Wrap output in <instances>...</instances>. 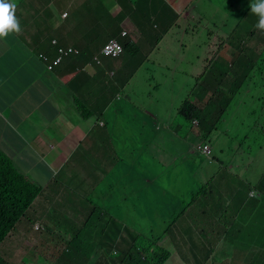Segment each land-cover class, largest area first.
I'll return each mask as SVG.
<instances>
[{"label": "crops", "instance_id": "0c3cea01", "mask_svg": "<svg viewBox=\"0 0 264 264\" xmlns=\"http://www.w3.org/2000/svg\"><path fill=\"white\" fill-rule=\"evenodd\" d=\"M165 1L187 15L195 10L190 6L191 1L196 0H78L73 4L75 13L48 5L47 0H15L16 17L22 30L0 38V156L28 181L29 188L41 191L33 204L37 211L87 212L85 217L89 224L91 209L102 206L106 195H115V202L121 206H131L130 198L140 194L139 189L145 187L142 182L149 181V200L145 203H149V210L159 211L162 207L172 210L174 200L185 202L184 206L193 205L200 214L191 222L201 238L206 236L214 241L219 237L220 232L210 228L215 221L227 227L237 218L242 226L250 228L246 215L251 217L256 204L250 203L248 198H262L264 191V187H257L264 177V112L254 104L245 107L235 121L241 128L228 122L225 113L221 114L222 122L210 116L213 119L204 120L202 133L196 131L198 123L193 125L179 115L170 118L186 100L202 101L203 79L217 83L213 69L232 72L230 52L234 49L230 45L210 46L215 56L207 61L208 70L203 77L196 72L194 62H189L191 68L186 69L184 62L179 61L181 55L178 59L157 56L162 36L156 40L151 21L154 13L162 14L160 9ZM65 14L67 18H63ZM159 18L160 15L157 20ZM142 24L147 31L139 29ZM105 33L107 40L103 39ZM114 39L120 43L133 41L139 49H149V59L134 60L132 69L136 71L132 73L127 70V64L119 63L120 58L110 60L100 56L105 44ZM56 40L60 47L73 49L78 55L66 58L50 72L39 55L45 53L54 60L57 54L53 42ZM250 46L255 52L264 50V46L254 45L244 50L251 52ZM173 50L178 56L177 48L169 45L171 57ZM241 60L243 78L249 56ZM140 67L143 76L139 75ZM148 90L149 98L144 100V105H138L133 98ZM77 96L85 110L74 107L79 101ZM56 97L63 98L64 105ZM49 99H53V105ZM208 99L209 95L204 98L205 102ZM61 108L70 123L60 130L65 125L57 121ZM139 111H149V130L138 134L125 122L117 123L122 131L117 129L114 120L118 116L123 121ZM208 116L206 111L204 117ZM105 120L113 142L123 143L126 148V140L130 138L125 157L113 148L104 158L97 157L98 145L105 141L110 143L105 139V126H101ZM227 123L232 137L223 129ZM249 125L248 133L234 138ZM206 131L211 134L203 137ZM170 138L176 140L178 151L171 147ZM203 139L212 143L221 155L216 153L214 165L194 152L191 141ZM250 139L256 142H244ZM226 146L235 147L237 154L225 155ZM254 146L259 148L256 154ZM158 157L164 158L165 163H157L155 158ZM178 160L181 164H175ZM252 165H255L254 171L250 169ZM228 175H238L240 180L230 184L225 180L223 184H229L230 188H223L216 182L217 178L226 179ZM251 191L253 196H250ZM52 196L58 201L54 206ZM60 197H70L69 203H61ZM86 204L90 206L88 209ZM230 204L237 212L234 217L226 214ZM193 212L189 208L181 222L191 219ZM52 220L58 222L56 216ZM118 241L109 243L112 249L104 252L103 264H119L113 256L114 250L119 252ZM91 257L96 264L99 256ZM241 264L252 263L243 259Z\"/></svg>", "mask_w": 264, "mask_h": 264}, {"label": "rangeland", "instance_id": "374dc122", "mask_svg": "<svg viewBox=\"0 0 264 264\" xmlns=\"http://www.w3.org/2000/svg\"><path fill=\"white\" fill-rule=\"evenodd\" d=\"M78 0H47L48 5L57 6L61 11L68 10L71 13H75V8H73V4ZM97 1V0H96ZM234 1L239 0H220L217 2L216 0H196L195 2L191 1V8H194L195 10H190L189 14L183 13V11L174 10L172 8L173 6L166 1V3L162 4L163 10V17L160 20H157V18L154 16V19L151 21L152 28L156 31V40L161 38L162 41L160 43L159 52H156V55L165 57V58H179V61L184 62V67L186 69H190L191 65L189 62H194L195 70L197 73H200L199 76L203 77L205 76L208 67H206L207 61L211 60L215 56V52L211 50V47H215V45L221 47L226 44L222 43L225 40V35H230L233 31L236 24H239V21L233 19L231 17V13L227 11L228 6L233 3ZM243 4H239L237 7H247L250 8V4L252 0H242ZM224 7L225 10H222L221 7ZM42 9H40L41 11ZM160 12H158L156 15H159ZM255 18L253 16H248L247 19H244V23L242 24L243 27L240 28V36L243 35L244 38H247V32L250 29L251 26L255 24ZM158 28V29H155ZM139 29L143 32L145 29V24H142V27ZM112 32H116L114 30H111ZM58 37V35H55ZM103 39L107 40V33L104 34ZM241 40V39H240ZM239 40V42H240ZM56 40V44L58 45L59 41ZM169 45L175 46L177 48L178 56L175 54V51H172V57L168 54L169 52ZM237 45L240 46H248V45H254V46H264V37L258 33L254 37H250L248 39H245L244 41L241 40L240 43ZM236 46L231 45L234 48H237ZM56 46V45H54ZM101 44L99 45V47ZM63 47V46H62ZM250 46L249 48H251ZM67 48V47H64ZM240 48V47H238ZM243 53H245L247 56H249V60H246V63L248 65L249 61H251L252 71L251 73L246 77L241 79H237L235 74L230 73L229 76L223 78V83L221 85H218L217 83H214L212 80H204L202 82L201 86V95L202 98H205L207 95H212L213 90H229L230 92L235 93L234 97L229 100L226 105V111L225 118L228 122L232 121L233 124L235 123L238 116L241 114L242 110L245 107H251L252 104H254V107L256 109H259L260 111L264 112V76L262 75L261 71V65L260 61L261 58L264 59V50H260L259 52H247L243 49ZM139 54L134 58L132 54L126 53L124 54L120 60L119 63H122L123 65L127 64V70H130L132 73L136 71V69H132V64L134 60H146L149 59V49L141 48L138 52ZM242 54V55H245ZM216 59V58H215ZM111 60V59H110ZM238 61L235 59L233 64L234 66H237ZM141 70V67L140 69ZM143 69L141 70V73L139 75L143 76ZM49 74V73H46ZM44 78H47L45 75ZM107 81V80H106ZM189 84V83H188ZM149 86V84H148ZM150 86L154 90L153 83H150ZM190 86V85H189ZM141 88H145L147 86H140ZM130 93V91H129ZM152 95L154 93L152 92ZM113 97H115V94L113 93ZM78 98V104L74 107L82 109V103L80 101L79 96ZM149 98V90L148 92H142L140 96H136L133 98V100L140 106L144 105L145 99ZM57 101L61 104L63 103V98L56 97ZM50 103L53 105V99H49ZM83 103H86V99H84ZM147 106L149 108V103H147ZM182 105H180L175 111L174 114L170 115V118H177V112L181 108ZM85 110V108H83ZM116 114L115 116H117ZM58 123L64 126L60 127L61 129H66L68 124L70 123V120L67 117H64L62 114V108L60 110L59 116H57ZM218 118H223V116H219ZM213 118H209V120H212ZM115 124L117 125V129L121 128L117 123H129L134 127L135 131L138 132V134L143 130H149V111H139L134 114V116H130L127 119H123L121 121V118L119 116L116 118V121L114 120ZM98 125L99 122H98ZM239 126L241 128L240 123H235V126ZM102 127L105 126L104 132H105V139L109 140L105 141V143H100L98 146L100 148H96L97 150V157L98 158H104L106 154L113 148L114 150H118L121 155L125 157V155H128V149H129V142L130 138L126 140V148L123 143L120 142H113V137L111 134L110 126L107 123V120L103 122ZM228 123L223 127L225 128V132L232 137V133L229 132ZM101 127V128H102ZM55 128V126H54ZM55 130H58L55 128ZM122 131V130H121ZM250 131V125L246 130L240 131L236 137H242L244 134L248 133ZM60 133L63 135V132L60 131ZM66 134V133H65ZM91 138V135H90ZM159 139V137H158ZM212 139V138H211ZM199 140H193L191 143L195 145ZM169 142L171 144V147L178 151L179 147L176 144V140L174 138H170ZM243 142V141H241ZM246 143H252L256 142V140H246L244 141ZM260 142V141H257ZM89 144L92 143V140L90 139ZM87 143V144H88ZM92 146V145H91ZM87 146V147H91ZM245 150L247 147H243ZM126 149V151H125ZM254 153L256 154L259 150L258 147L254 146L252 147ZM183 152L179 154L178 157L182 155ZM234 154H237V150H235V147L233 146H226L225 147V155L232 156ZM218 156L221 157L220 153H218ZM149 158V153H148ZM155 161L157 163H165L164 158H155ZM245 161V160H244ZM175 164H181V161H175ZM255 165L251 166V171H254ZM228 181L229 184L231 182H235L240 180V176L238 175H228L226 176V179H222L221 177L217 178V183L220 184L223 188H230L229 184H223V182ZM264 183V177L261 180ZM145 187L139 189L140 194L136 197L130 198L131 200V206L129 209V212L122 211V213H119L120 209H125V206H121L117 200V197L115 195L110 196L105 201H103L102 206L98 209L99 211L96 213H93V217H99L100 212H104L107 216L105 219L103 217H99L98 220H109L111 217H116L118 214L121 215L122 221L124 224H131V226H134V228H131L130 230L120 229L117 230V227L113 229V231L110 233L112 234L114 231L116 232V237L119 239L118 244L116 247L119 250H127L128 244L136 243L138 240L141 243V246L144 242H146L149 237L154 242L155 247L158 243H161L164 249L168 248L167 240L169 236L172 234L174 229L178 230V235H182V230L180 227L182 226L181 222V216L184 213V210L186 207H184L185 202L174 200L172 202V210H166L165 207H162L159 211H150L149 210V203L145 204L149 200V181L142 182ZM178 192L177 191V195ZM264 194V192H263ZM54 201V196L51 197ZM61 198V197H60ZM70 197H62L59 199V201L63 204H68ZM178 198V196H177ZM140 200L143 201L142 204H140ZM250 203L256 204V208L253 213H251V217H248L246 215V221L249 223L250 229H252V232H247L242 237L241 245L236 249V255L235 258H242V259H248L252 264H264V195L262 198L255 197H249L248 198ZM58 201L52 202V206H54ZM91 202V200H90ZM88 209L90 206L89 204L85 205ZM187 207L190 208L191 211L197 212L198 210L193 206L188 204ZM80 209V208H79ZM30 217L32 219H35L36 223L34 224V229L30 233H27V228L23 225L20 227V233L18 234V240L16 242V248H15V254L13 248H8L7 251L5 248H2L0 250V255L6 259L11 264L15 263V261L19 258V260L23 261L25 258L28 260L30 259V255H26V252L29 248V243L32 240H35L39 235V228L41 226H46L47 224L56 225V222L52 220L53 217L58 218V223L63 228L60 230L63 233L67 234L66 240L68 241H75L78 238L81 237L80 240H92L95 237H101V233L99 231H96V234L93 235L92 233H86V231L91 230L89 225L87 224V220L85 215H87V212H78V211H51L49 210L46 213H41L35 209V207L30 208ZM134 210V215H132L130 212ZM57 212V213H56ZM56 213V214H55ZM132 216H134L132 218ZM74 218L75 220H72ZM42 219H45L43 221ZM48 221V222H46ZM175 221H179L178 223L174 224ZM39 223V224H38ZM174 224V225H173ZM240 225H238L237 228H239ZM112 226H109L108 229H111ZM137 239V241H134V239ZM79 240V241H80ZM196 242L199 244V242L196 240ZM204 242V241H203ZM217 241H214L212 243H216ZM205 243V242H204ZM183 256L186 261H193L195 259V253L192 251V245L188 241L187 238L183 239ZM116 248V249H117ZM37 246L34 247V252L36 251ZM144 249L142 248V252ZM32 252V253H34ZM251 252V256H248V253ZM152 253V252H151ZM182 254V253H181ZM199 259L196 264H202L205 263L209 258L211 257L210 249L208 246H202L200 251L198 249ZM128 258L130 259L129 264H139L136 260V258L130 253ZM216 258V257H215ZM31 259H33L31 257ZM44 260L47 262V256L44 257ZM44 261H42L40 264H42ZM155 262H157V259H155ZM83 263V261H79L78 264ZM95 260L94 257H91L89 259V264H94ZM171 264H179V262H176V260H173Z\"/></svg>", "mask_w": 264, "mask_h": 264}, {"label": "trees", "instance_id": "16d2710c", "mask_svg": "<svg viewBox=\"0 0 264 264\" xmlns=\"http://www.w3.org/2000/svg\"><path fill=\"white\" fill-rule=\"evenodd\" d=\"M241 3L243 4L242 0L234 1L229 5V8L231 10H234L232 8H235ZM250 12L251 9H249L248 13ZM154 14L157 18V13ZM159 15L160 18L158 20H160L164 16L163 13H160ZM233 17L236 18L237 21H239V24H236L230 35H225V40L223 42L224 44L236 46L241 42V40L244 41L245 39L254 37L258 33L262 32V30L256 28L258 18L254 17L256 21L255 24L248 30L247 38H244L243 35L240 36L241 30L239 29L243 27V21L244 19L248 18V14L246 11L237 12L233 14ZM122 45L126 53H130L133 56H135L139 51L137 45L132 41H130V43L122 42ZM242 47L243 49L246 48V46L237 45V48L233 47L234 50L230 52L232 56L231 62L233 63L235 59L238 61L237 67H233L232 64L231 68L237 79H241L242 77L241 69L243 67V61L241 59L242 57L247 56L245 53H243ZM44 56L46 57L45 53ZM260 65L262 75L264 76V59L262 58L260 61ZM252 68L253 67L251 66V62H249L248 66L244 67L243 80L251 73ZM229 70L221 71L219 69H213V73L218 85H221L223 83V78L230 75ZM234 95L235 93L230 92L229 90H213V97L208 102L210 107L214 106L215 108L211 116H215L217 119L221 114H223V112L226 111V105L228 101H231ZM204 113L205 105L202 101L197 103L185 101L178 111V114L185 118H188L190 120L198 118L203 122L204 120L210 118L209 116L207 119H204ZM219 120H221V118H219ZM203 122L201 123V127H199V131L201 133L203 131L202 129L204 128ZM203 137H206V135L203 134ZM29 186L30 185L28 181L14 170L11 163L7 159L0 156V244L6 239L8 234L15 228V226L16 228H19V226L24 222H27L29 224V209L31 208L33 202L37 198V194L39 193V190L29 188ZM122 206H125V209H120L119 213H122V211L129 212L130 205ZM134 212L135 211L132 210L130 213L134 215ZM226 212V214L230 217H234L237 213L232 204H230L226 208ZM106 216L107 215L104 212H101L99 217H103V219H105ZM133 217L134 216H132V218ZM98 219L93 217L89 219L88 225L91 230L86 231V233H92L93 235H95L96 231H99L102 235L101 237H95L92 240H80V237L72 242L66 240L65 236L59 234L55 235L53 238H50L54 263L49 262V264H78L79 261H83V263L80 264H89L87 260L90 259V257L93 255L99 256V260L98 262H96V264H103L104 259L102 258L106 257L104 252H109L112 249V246L109 243L115 244V242L117 241L116 232L114 231L112 234H110L113 229L117 226H119L117 230H130L131 228H134V226H131V224L125 225L120 214H118L116 217H111L109 220H103L101 222ZM239 225L240 227L238 228V234L239 237L242 238L245 235L247 228L242 226L241 224ZM109 226H112V228L108 229ZM49 232L54 234L56 233V229L49 228ZM134 241H137V239L135 238ZM203 241L205 242H203L204 246L211 247L213 245V239L209 237L205 236L203 238ZM142 248L144 249L143 244L141 246L139 240L136 243L128 244V247L126 248L127 250H119V255L116 257V259L119 264H129L130 259L128 258V256L130 253L136 258L139 264H149V256L153 258L152 261L156 264H159V262L160 264H162L169 259V253L159 245L153 253H150L148 249L142 252ZM68 250L70 251L67 252ZM38 254H44L41 248H38ZM143 255H147L146 260L142 259ZM155 259H157V262H155Z\"/></svg>", "mask_w": 264, "mask_h": 264}, {"label": "clouds", "instance_id": "9594fccd", "mask_svg": "<svg viewBox=\"0 0 264 264\" xmlns=\"http://www.w3.org/2000/svg\"><path fill=\"white\" fill-rule=\"evenodd\" d=\"M216 1L219 2L220 0H216ZM221 8H222V10H225V8L223 6ZM16 9H17V4H16L15 0H0V38H6L9 33H17L18 34V33L21 32V30H22L21 29V25L19 23L18 18L16 17ZM249 9H251L250 13H248ZM227 11L231 13V17L233 19H235V20H236V18L233 17V14L237 13V12H242V11H246L248 16L251 15L253 17H257L258 18V23L256 24V28L262 30V32H260V34L262 36H264V0H252V2L250 4V8H247V7L239 8L238 7L236 9H234V10H231L229 8V6H228ZM63 18H64V15H63ZM126 35H127V33L124 32L123 36H126ZM112 42L116 43L122 49L121 55L119 57H117V58L107 57L104 54V51H103L104 48L109 46L110 43H112ZM54 45H56V46H54ZM53 46L55 47L56 54H57V56H56V58L54 60H50L46 56V58L48 59V62H45L43 60V57H45L44 53H41V55H39L41 61L48 65V70H49V66L52 65V63L59 57V54H58V50L59 49H62V50H65V51L69 50V49H65V48H62L59 45H57L56 41L53 42ZM104 48L102 49L101 54H99V55L104 57V58H107V59L118 60L124 54H126V51H125V49H124V47L122 45V42L120 43L117 39L108 41L105 44ZM138 49H139V47H138ZM250 49H251V52H255L253 50V46ZM73 55H78V52H77V54H71V55H69L66 58H69L70 56H73ZM135 56H133V57L135 58ZM66 58H64L63 61ZM63 61H62V63H63ZM96 61H100V59L96 58ZM249 62H251V61H249ZM60 65H58V66H60ZM55 68L56 67H54V69ZM230 73H232V72H230ZM212 97H213V94L209 95V99H208L207 102H205L204 98L202 99V102L205 105V112L207 111V115H209V116H211L213 114L214 110H215L214 106L210 107L209 103H208L209 100L212 99ZM186 101H189V100H186ZM191 103H196V102H191ZM177 115H179L178 112H177ZM204 115H205V113L203 114V118L204 119H207L209 117V116L208 117H204ZM179 116L181 118H185V117H183L181 115H179ZM185 119L187 121H189V122H192L193 125H194V123L195 124L198 123L199 124L198 127L197 126H194V127H197L196 131L200 132L199 131V126L203 122V121H201V119H198V118H195L193 120H190L188 118H185ZM222 119L223 118H221V120H219V121L222 122ZM204 131L205 130H203L202 132H204ZM206 132H207V134H205V135H206V137H208L211 134V132H209V131H206ZM206 141H208V140H204L203 139L201 141H198L195 145H193V149H194V152L197 155L201 156V158L208 159L209 165H214L213 163H215V161H217V159H214V157L216 156V153H219V151L216 152L217 150L213 147V144L209 143V142H206ZM205 145H207L210 148V152L208 154L203 153L199 149V147L203 148V146H205ZM257 187H259V188L260 187H264V183L261 181V183H259L257 185ZM40 194H41V191H39V193L37 194V198H38V196ZM253 195H254V192L251 191L250 192V196H253ZM110 196L111 195H106V197L102 200V204H103V201H105ZM37 198H36V200H37ZM34 202H33V204H34ZM33 204H32V206H33ZM187 205L184 206L186 208L184 210L183 215L189 209V207H187ZM99 208H96V207L94 208L93 207L91 209V212L89 213L90 216L93 217L92 214L98 212ZM29 211H31V210L29 209ZM100 214H101V212H100ZM199 214H200L199 210L197 212H193L191 219H187V220H185L183 222L182 226L180 227V229L182 230V235L181 236L178 235V230L174 229V231L172 232V234L169 236V238L167 240L168 248L165 249L169 253V259L166 260L165 262H163L162 264H171V262L173 260H176V262H179V264H196L198 262L199 255H200V254H198V249L200 251L201 247L204 246L203 240H202V238H204V236H202V238H201L200 236H198V234H196L194 232V227L192 225L191 220L193 219V217L195 215L197 216ZM93 218H97L98 219L99 217H93ZM28 221H29L30 225L27 222H24L23 224H21L19 226V228H16V226H15V228L8 234L6 239L0 244V250L2 248H5L6 251H7L8 248H13L14 249V254L16 253L15 252V248H16L15 244H16V242L18 240V234L21 232L20 231V227L24 225L27 228V231H26L27 233H30L32 231V229H34V224L36 223L35 219H32L30 216H28ZM176 223H177V221L174 222V224H176ZM239 224H241V223H240L239 220H237V218L232 220V222H230L229 225H227V227H225V225L219 223V221L213 222V224L211 225L210 228L212 230L219 231L220 235H219L218 238H216L214 240V241H217V242L213 243V245L211 247H209L210 253H211V257L209 258V260H207L205 263H202V264H241L242 263V260H243L242 258H239V257L235 258L236 249L241 245V241H242V238H240L239 234H238V228L237 227H238ZM49 228L56 229V233H54V234L50 233L49 232ZM246 228H247V230H246L245 233L252 232V229H250L248 227H246ZM62 229L63 228L60 226V224L58 222H56V225L47 224L46 226H44V225L41 226L38 229L39 230L38 237L35 240L30 241L28 251L26 252V255H30L33 259H31V257H30L29 260L27 258H25L23 261H21L18 258L15 261V263H13V264H40L42 261H44L42 264H49V262L54 263L50 238H53L55 235H58V234L67 237L66 233H63V232L60 231ZM223 232H225L226 235H223ZM185 238H187L188 241L191 243L192 251L196 255L195 259L193 261H186V259H184V256H183V250H184L183 239H185ZM199 239H200V241H199ZM196 240L199 242L200 245H198ZM158 245L160 247H163L161 245V243H158L157 246ZM35 246H37V249L34 252V247ZM157 246L155 247L154 242L150 239V237H149V239L146 242L143 243L144 250L148 249L150 251V253L151 252L153 253L154 250L157 248ZM38 248H41V250H42V252L44 254H38ZM69 251L70 250H68L67 252H69ZM32 252H34V253H32ZM118 255H119V252L117 250H114L113 256L117 257ZM15 256H16V254H15ZM45 256H47V262L44 260ZM146 258H147V255H143L142 256L143 260H146ZM152 259L153 258H151L149 256V264H156V263H154L152 261ZM0 264H11V263L8 262L6 259H4L0 255ZM159 264H160V262H159Z\"/></svg>", "mask_w": 264, "mask_h": 264}, {"label": "built area", "instance_id": "2783aa9c", "mask_svg": "<svg viewBox=\"0 0 264 264\" xmlns=\"http://www.w3.org/2000/svg\"><path fill=\"white\" fill-rule=\"evenodd\" d=\"M67 16L68 14H65L64 18H67ZM103 51L107 57H112V58H117L122 53V49L114 42L110 43L109 46L105 47ZM58 54H59V57L52 63V65L49 66L50 71H52L54 67H57L58 65H60L64 58L68 57L71 54H77V52H75L72 49H69L68 51L59 49ZM43 60L45 62H48V59L46 57H43ZM199 149L205 154H208L210 152V148L207 145L203 146V148L199 147Z\"/></svg>", "mask_w": 264, "mask_h": 264}]
</instances>
